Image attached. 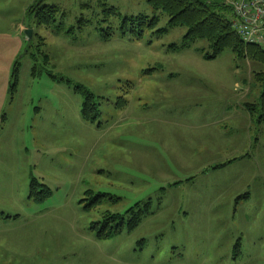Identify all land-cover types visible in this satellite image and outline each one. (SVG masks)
I'll return each instance as SVG.
<instances>
[{"label":"rangeland","instance_id":"rangeland-1","mask_svg":"<svg viewBox=\"0 0 264 264\" xmlns=\"http://www.w3.org/2000/svg\"><path fill=\"white\" fill-rule=\"evenodd\" d=\"M36 1L14 0L15 25L0 24V34L27 26L14 96L13 56L0 53V264H264V110L247 109L263 103L262 68L230 51L205 60V42L184 48L188 30L169 29L147 0L108 3L123 17L159 18L141 40L122 35L120 18L103 22L98 0H45L64 14L53 33L27 16ZM109 27L104 42L99 29ZM34 54L39 71L95 94L101 128L82 119L71 87L32 77ZM35 178L53 193L42 203L30 199ZM88 191L110 198L88 211ZM149 201L135 231L96 238L106 213Z\"/></svg>","mask_w":264,"mask_h":264},{"label":"trees","instance_id":"trees-1","mask_svg":"<svg viewBox=\"0 0 264 264\" xmlns=\"http://www.w3.org/2000/svg\"><path fill=\"white\" fill-rule=\"evenodd\" d=\"M108 3L109 0H98L97 6L101 10V15H103V22L107 23L110 18H120L122 24L119 30L125 37L130 36L136 40H141L147 30H155L159 24L160 20L158 17L149 18L143 15L123 17L116 8L109 7ZM147 3L154 11L163 12L170 18L169 29L184 27L188 30L187 35L184 37V48H190L196 43L205 42L209 46L210 53H206L204 48L198 50L205 60H215L226 51L232 52L238 59H249L262 68V72L258 73L256 77L264 86V51L259 47L245 44L233 29L232 21L221 14V10L233 14L230 6H227L220 0H147ZM88 7L89 5L87 4L82 5L84 9ZM60 14L59 7L46 4L45 0H37L27 10V16L35 19L34 21H36L35 25L37 27L45 26L48 30L53 27V33H58L61 29L57 25L56 19ZM61 16L64 17V14H61ZM87 23L84 19L80 20L81 27ZM29 27L33 28V25H29ZM169 29H160L155 33L158 36H162ZM99 31L101 39L104 42H109L114 36L112 27L107 29L101 28ZM41 39L42 42H45L44 38ZM44 46L45 44H40L38 51L42 55V58L45 59V64L48 65L49 56L43 49ZM174 47L177 48V46ZM37 55H32V60L35 63H33L34 65L31 71L32 77H41L46 72L52 79L71 87L76 94L84 98V104L81 109L82 119L86 123L97 125L101 128L102 123L100 119L102 117V111L95 94L84 85L73 84L71 80L59 78L51 71L45 69L39 71ZM20 65V62H18L14 67L12 83L9 89L11 96H14L18 90L20 83ZM262 100L263 103L261 105H247V109L252 116H256L259 112V107H262L264 110V95ZM259 121H264V118H260ZM224 167L225 165H221L215 169H222ZM52 195V191L47 186L42 185L36 178L33 179L30 191L31 200L42 203L52 197ZM86 195L88 196L87 201L89 200V203L86 205V210L88 211L96 209L105 199L110 198L108 195L95 194L92 191H88ZM150 205V201L144 205L137 204L125 214L106 213L102 222L93 224L92 229L96 231V238L100 241H107L122 235L124 232L131 233L135 231L140 226L143 218L150 213ZM10 217L6 216L5 218ZM239 248L240 243L235 246V250L238 251Z\"/></svg>","mask_w":264,"mask_h":264},{"label":"built area","instance_id":"built-area-1","mask_svg":"<svg viewBox=\"0 0 264 264\" xmlns=\"http://www.w3.org/2000/svg\"><path fill=\"white\" fill-rule=\"evenodd\" d=\"M233 11V29L251 46L264 51V0H221Z\"/></svg>","mask_w":264,"mask_h":264},{"label":"crops","instance_id":"crops-1","mask_svg":"<svg viewBox=\"0 0 264 264\" xmlns=\"http://www.w3.org/2000/svg\"><path fill=\"white\" fill-rule=\"evenodd\" d=\"M13 5H14V0H0V24L12 22V24L15 25L14 20H13V13H14ZM24 27H25V25H21V28L18 29L17 31H15V29H14V31L11 30L12 33L0 34V43L2 42L0 44V50H3L0 53H2V52L10 53L13 56L12 58H10V60H11V63L14 64V66L18 62H20L19 59L21 57H19V56H22V58L24 56V55H22L23 49L25 48V40H24V36H23L24 34L22 33V30ZM2 36H5V37H2ZM20 64H21V62H20ZM11 78L12 77H10V79ZM9 83H10V81H9ZM2 84H5V86L7 87L8 79H4L2 81L0 80V86ZM7 94H9V89H8ZM122 122H124V121H122ZM245 161H246V159H244L243 162H245ZM247 198H248V194L239 197V200L247 199ZM240 205H241V203L237 199H235L234 209ZM204 212H205V210L199 209L198 211L195 212V215H197V216L202 215V214H204ZM207 213L210 214L209 211H207ZM185 214H189L188 211H186ZM197 219L200 220V217H197Z\"/></svg>","mask_w":264,"mask_h":264},{"label":"water","instance_id":"water-1","mask_svg":"<svg viewBox=\"0 0 264 264\" xmlns=\"http://www.w3.org/2000/svg\"><path fill=\"white\" fill-rule=\"evenodd\" d=\"M25 35L29 38L32 39L33 38V30H27L25 32Z\"/></svg>","mask_w":264,"mask_h":264}]
</instances>
